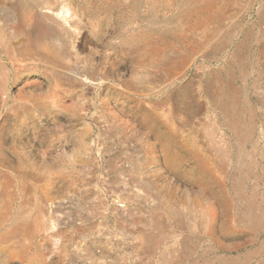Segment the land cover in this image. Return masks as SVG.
Instances as JSON below:
<instances>
[{
    "label": "rangeland",
    "instance_id": "rangeland-1",
    "mask_svg": "<svg viewBox=\"0 0 264 264\" xmlns=\"http://www.w3.org/2000/svg\"><path fill=\"white\" fill-rule=\"evenodd\" d=\"M263 208L264 0H0V264H264Z\"/></svg>",
    "mask_w": 264,
    "mask_h": 264
},
{
    "label": "bare ground",
    "instance_id": "bare-ground-1",
    "mask_svg": "<svg viewBox=\"0 0 264 264\" xmlns=\"http://www.w3.org/2000/svg\"><path fill=\"white\" fill-rule=\"evenodd\" d=\"M216 86V85H215ZM217 87V86H216ZM231 91V90H230ZM234 92V91H233ZM223 93V92H222ZM232 94H234V93H232ZM222 98V97H221ZM218 104V103H217ZM235 104V103H234ZM222 108V107H221ZM226 111V110H225ZM229 112V111H228ZM169 131H170V129H169ZM211 133V132H210ZM214 145V144H213ZM241 145V144H240ZM239 145V146H240ZM215 147V146H214ZM201 148V147H200ZM241 148H242V146H241ZM178 149V148H177ZM193 149V148H192ZM220 149H222V148H220ZM174 150V149H173ZM216 150V149H215ZM219 151H221V150H219ZM194 153V152H193ZM220 153V152H219ZM222 153V152H221ZM217 155H218V153H217ZM221 155V154H220ZM179 158V157H178ZM239 161V160H238ZM183 163H185V162H183ZM198 164V163H197ZM200 164V163H199ZM222 164V163H221ZM201 165V164H200ZM202 165H203V163H202ZM202 165H201V167H202ZM195 166V165H194ZM197 166V165H196ZM240 166V165H239ZM193 167V166H192ZM198 167V166H197ZM200 168V167H199ZM206 168H207V166H206ZM205 168V169H206ZM250 168V167H249ZM201 169V168H200ZM204 169V170H205ZM195 170V169H194ZM206 171V170H205ZM211 170H209V172H210ZM201 172H202V170H201ZM207 172V171H206ZM205 172V173H206ZM203 173H204V171H203ZM208 174V173H207ZM206 174V175H207ZM197 177V176H196ZM212 177V176H211ZM215 177V176H214ZM207 182V181H206ZM220 183V182H219ZM215 184V183H214ZM200 185V184H199ZM224 185V184H223ZM203 186V185H202ZM222 186V185H221ZM207 188V187H206ZM201 189V188H200ZM214 190V189H213ZM221 189L219 188V190L218 191H220ZM224 190V189H223ZM205 190H203L202 192H204ZM207 191H208V189H207ZM215 191V190H214ZM216 192V191H215ZM224 192V191H223ZM206 193V192H205ZM218 193V192H217ZM241 193V192H240ZM216 194V193H215ZM239 194V193H238ZM221 195H224L223 193L221 194ZM220 195V196H221ZM225 195H226V193H225ZM236 195V194H235ZM216 196V195H215ZM218 196V195H217ZM243 196V195H242ZM215 199V198H214ZM218 199V198H217ZM223 199V198H222ZM228 200V199H227ZM215 201V200H214ZM229 203V202H228ZM201 204V203H200ZM213 205V204H212ZM214 205H216V204H214ZM224 205H226V204H224ZM224 205H222V206H224ZM250 205H252V204H250ZM204 206V205H203ZM228 206V205H227ZM254 206V205H253ZM251 207V206H250ZM260 207V206H259ZM204 208V207H203ZM225 208V207H224ZM227 208V207H226ZM264 209V208H263ZM224 210V209H223ZM258 211V210H257ZM210 212H212V211H210ZM227 212V211H226ZM225 212V213H226ZM255 212V211H254ZM264 213V212H263ZM228 214V213H227ZM215 215H216V213H215ZM226 215V214H225ZM220 216V215H219ZM261 217H262V214L260 215ZM259 216V217H260ZM264 216V215H263ZM226 217V216H225ZM217 218V217H216ZM220 219V218H219ZM219 219H218V221H219ZM228 219V218H227ZM227 219H226V221H227ZM251 220V219H250ZM260 220V219H259ZM262 221V220H261ZM221 222H223L222 220H221ZM228 223V222H227ZM223 224V223H222ZM225 224V223H224ZM254 224H255V222H254ZM214 225H215V223H214ZM225 226V225H224ZM228 226V225H227ZM229 227V226H228ZM166 228V227H165ZM230 228V227H229ZM232 228V227H231ZM223 229V228H222ZM10 231H12V230H10ZM14 231V230H13ZM154 235V234H153ZM256 252V251H255ZM217 259V258H216Z\"/></svg>",
    "mask_w": 264,
    "mask_h": 264
}]
</instances>
